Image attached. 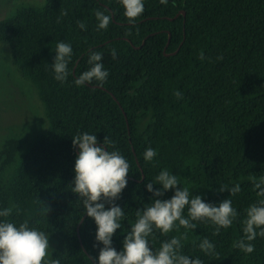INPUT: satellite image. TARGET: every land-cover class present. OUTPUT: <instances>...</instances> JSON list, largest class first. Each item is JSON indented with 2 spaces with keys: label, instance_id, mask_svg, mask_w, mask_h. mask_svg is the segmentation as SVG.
I'll return each mask as SVG.
<instances>
[{
  "label": "trees",
  "instance_id": "1",
  "mask_svg": "<svg viewBox=\"0 0 264 264\" xmlns=\"http://www.w3.org/2000/svg\"><path fill=\"white\" fill-rule=\"evenodd\" d=\"M143 2L134 22L120 0H44L0 22V44L10 47L13 65L32 84L47 122L28 145L18 137L3 143L0 210L13 211L0 221L17 227L27 221L45 232L46 260L98 264L103 244L96 240L97 225L71 191L79 151L73 136L87 132L97 136L98 146L107 136L114 147L106 150H118L130 165L127 187L115 201L125 214L113 236L117 251L137 210L151 203L146 184L167 170L190 198L199 195L214 205L230 199L238 216L218 234L210 220L192 221L195 229L177 221L166 234L154 229L148 237L154 251L176 237L182 254L203 264H264V237L246 241L254 245L251 253L235 246L246 240L247 209L264 199L254 187L264 180V0ZM97 10L111 18L106 30L97 29ZM60 41L72 47L71 74L63 83L51 67ZM91 51L102 54L109 76L102 86H77L75 79L91 67ZM149 147L157 153L151 162L144 159ZM236 184L241 190L235 195L219 190ZM174 191L159 198L170 199ZM183 216L188 218L187 206ZM204 239L214 245L213 254L200 248Z\"/></svg>",
  "mask_w": 264,
  "mask_h": 264
},
{
  "label": "clouds",
  "instance_id": "2",
  "mask_svg": "<svg viewBox=\"0 0 264 264\" xmlns=\"http://www.w3.org/2000/svg\"><path fill=\"white\" fill-rule=\"evenodd\" d=\"M166 4L167 0H160ZM124 9V16L134 22L144 12L143 0H120ZM62 16L67 11L61 12ZM97 29L106 30L110 23V16L97 10ZM59 22V20H58ZM77 27L86 30V25L77 21ZM54 61L51 64L57 81L65 82L71 74L68 64L72 56L70 44L60 41L56 44ZM112 57L116 59V50H112ZM200 59H204L201 54ZM217 59L222 60L223 56ZM102 54L91 51L88 63L91 67L82 72L74 81L75 85L83 86L86 82L96 81L102 86L109 72L101 63ZM177 98H182L181 93H175ZM78 146V155L75 160V176L72 181V189L82 200L85 214L94 219L97 225L96 240L103 244L99 251L98 264H203L199 258H191L181 252V240L173 237L164 241L160 248L153 250L149 246L148 237L154 229L162 233L172 230L174 224H179L186 229H195L192 221L210 220L215 224L218 234L221 228L232 225L233 219L238 216L232 207V201L225 199L218 205L206 203L199 195L190 198L189 190L182 189L177 176L167 170L161 171L154 181L146 184L147 191L152 193L151 203L136 212V221L126 233L122 244V250L117 251L113 246V236L122 228L121 220L124 217L123 209L115 203L122 191L127 187L130 165L118 150L109 151L108 147H114L113 142L106 136L103 146H98L97 136L87 132L77 133L73 136V147ZM156 151L151 147L144 152V159L151 162L156 156ZM154 184L162 185L155 189ZM258 189L257 195L264 197V180L255 183ZM175 189L170 199H160L168 190ZM221 192L227 190L231 195L238 193L240 185L226 188L221 186ZM110 205L109 207H106ZM188 208V218L183 216L185 207ZM12 208L0 210V217H9ZM256 229H260L257 233ZM243 233L245 239H241L235 246L246 253L254 251V245L249 243L259 234L264 237V199L249 206L246 219L243 220ZM249 241V242H246ZM208 255L213 254L214 245L204 239L199 245ZM49 236L45 232L30 228L27 221L18 227L8 220L0 221V264H60L58 259H47L49 250Z\"/></svg>",
  "mask_w": 264,
  "mask_h": 264
},
{
  "label": "rangeland",
  "instance_id": "3",
  "mask_svg": "<svg viewBox=\"0 0 264 264\" xmlns=\"http://www.w3.org/2000/svg\"><path fill=\"white\" fill-rule=\"evenodd\" d=\"M44 0H0V22L13 17L22 7H40ZM11 49L0 44V150L10 137L24 146L47 129L41 104L32 84L13 65Z\"/></svg>",
  "mask_w": 264,
  "mask_h": 264
},
{
  "label": "water",
  "instance_id": "4",
  "mask_svg": "<svg viewBox=\"0 0 264 264\" xmlns=\"http://www.w3.org/2000/svg\"><path fill=\"white\" fill-rule=\"evenodd\" d=\"M183 16H185V12L181 13ZM170 41V40H169ZM113 98L115 99V101H117V99L113 96ZM126 117V116H125ZM127 118V117H126ZM85 219V218H84ZM81 242V241H80Z\"/></svg>",
  "mask_w": 264,
  "mask_h": 264
}]
</instances>
